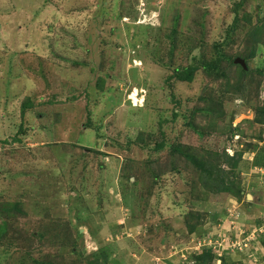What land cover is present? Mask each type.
<instances>
[{
    "label": "rangeland",
    "instance_id": "rangeland-1",
    "mask_svg": "<svg viewBox=\"0 0 264 264\" xmlns=\"http://www.w3.org/2000/svg\"><path fill=\"white\" fill-rule=\"evenodd\" d=\"M233 2L0 0V264H264V42L224 39ZM219 56L249 74L168 87Z\"/></svg>",
    "mask_w": 264,
    "mask_h": 264
},
{
    "label": "trees",
    "instance_id": "trees-1",
    "mask_svg": "<svg viewBox=\"0 0 264 264\" xmlns=\"http://www.w3.org/2000/svg\"><path fill=\"white\" fill-rule=\"evenodd\" d=\"M250 0H238V2H233V13H234V18L233 22L228 26L227 32L224 39H226L230 34L233 35L235 32L234 26L237 24L242 17L246 23L248 22V29H247V35L248 37L253 39V44L257 43H263L264 42V29L263 26L260 22L258 23H251V17L249 13L243 12V14L240 16L239 11L243 8V5L248 3ZM264 2V0H262ZM237 22V23H236ZM252 54V52H251ZM236 56H219L218 58H214L211 60H199L198 65H187L186 67L182 68H177L173 70L170 74H168L165 78L166 83L168 87L171 86L172 80H177V81H183V82H191L194 78V74L196 71H198L200 68L204 70V72L208 75H213L215 73V78H220V77H226L224 72H219L218 67L220 64V61L222 59L226 60L229 65H233L236 67V73H239V77L245 74H249L250 69H244L241 65L235 64ZM245 58V57H244ZM248 66V65H247ZM228 83L226 82V86ZM100 88H102V85H99ZM34 107V103L31 100H27L21 105V118L23 119L25 116L26 111L32 109ZM264 112L263 108L258 109L256 111V116L254 118L255 122L259 124H264V118H259L257 115L261 114ZM5 141V140H4ZM13 143H19L20 138L19 137H13L12 139ZM5 144H8V142H3ZM163 142H160L156 144L155 150L161 149L163 147ZM173 150L181 152V148L176 147ZM186 158L190 161L191 164H193L195 167H197L198 171L200 172V180L204 187L211 189L213 192H226V193H231L233 192V186L232 183L229 182L228 178L226 177V174H221L220 170H217L216 168H212L209 164L205 163L201 159H199L195 155L191 154H186ZM221 156V155H220ZM222 158L225 160L227 164H229L231 167H235L236 165V159L235 155L228 156L227 154H223ZM38 214L40 213L39 211ZM91 264H98L97 262H93Z\"/></svg>",
    "mask_w": 264,
    "mask_h": 264
},
{
    "label": "water",
    "instance_id": "water-1",
    "mask_svg": "<svg viewBox=\"0 0 264 264\" xmlns=\"http://www.w3.org/2000/svg\"><path fill=\"white\" fill-rule=\"evenodd\" d=\"M234 63L239 64V65H241L244 69H246V64H245V61H244L243 59H241V58H236V59L234 60Z\"/></svg>",
    "mask_w": 264,
    "mask_h": 264
}]
</instances>
